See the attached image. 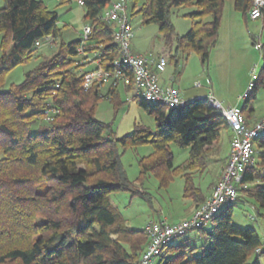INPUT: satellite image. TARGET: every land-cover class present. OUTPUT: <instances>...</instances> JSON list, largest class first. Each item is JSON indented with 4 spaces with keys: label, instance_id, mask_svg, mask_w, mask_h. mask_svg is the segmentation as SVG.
Here are the masks:
<instances>
[{
    "label": "trees",
    "instance_id": "obj_1",
    "mask_svg": "<svg viewBox=\"0 0 264 264\" xmlns=\"http://www.w3.org/2000/svg\"><path fill=\"white\" fill-rule=\"evenodd\" d=\"M111 1L82 0L85 20L93 24V49L102 55L106 68L120 55L112 24L101 18ZM225 1L131 0L129 10L132 20L137 16L144 24L159 25L167 44L172 48L176 44V62L180 53L189 52H197L205 62L219 37ZM191 3L198 6L191 13L195 21L185 35L176 38L171 10ZM252 5L253 0H234L235 9L245 18ZM0 33V87L15 66L34 57L37 41L51 35L56 44L60 38L52 55L26 72L23 82L0 90V264H134L149 237L142 227H128L108 198L121 190L142 195L128 178L119 145L127 149L151 143L154 153L139 162L141 179L152 172L166 187L173 179L172 170L176 175L187 168L206 167V150L221 139L224 129H230L229 121L207 96L172 109L135 99L155 116L156 130L136 125L131 134L115 138L111 125L96 117L102 89L83 87L84 76L76 64L81 39H63L59 15L45 0H5L0 8ZM260 50L262 65L241 107L249 124L254 122L252 100L264 86V42ZM110 101L117 110L126 103L120 88ZM49 108L57 111L47 120ZM172 143L190 147L188 162L176 170ZM254 146L257 160L246 169L243 181L249 196L264 208V187H249L264 180V132ZM184 176L185 196L199 202L198 207L207 198L188 174ZM235 203L216 213L210 228L193 229L169 243L155 264H261V238L255 229L233 222ZM192 231L208 241L201 255H196L197 247L187 237Z\"/></svg>",
    "mask_w": 264,
    "mask_h": 264
},
{
    "label": "rangeland",
    "instance_id": "obj_2",
    "mask_svg": "<svg viewBox=\"0 0 264 264\" xmlns=\"http://www.w3.org/2000/svg\"><path fill=\"white\" fill-rule=\"evenodd\" d=\"M145 1L141 0V2ZM45 2L50 10L56 11L59 15V27L63 30V39L66 42L81 39L86 23L84 5L78 0L66 2L65 0H45ZM4 5L5 0H0V8ZM197 11L198 6L195 3L172 8L169 18L175 27L176 38L185 35L191 29L195 21L191 13ZM132 21L135 24V36L131 40L132 49L144 54L164 53L168 59L172 52V58L167 64V72L178 73L176 86L181 89L186 98L193 94L211 92V95H214L213 97L225 108L245 106V99H239V96H243L249 85L255 83L254 75L259 74L262 65L261 50L255 47L254 42L255 40L264 42V32L262 33L264 17L257 20L245 18L235 9L234 0H226L216 46L205 62L197 52L180 53L176 62L173 58L176 55V44L173 48L167 44L158 24H144L141 17L137 16ZM2 40L3 33H0V56L3 54ZM59 42L60 38L56 40V44ZM56 44L41 45L31 60L15 66L9 72L0 90H8L12 84L23 82L25 73L35 68L44 57H50L57 48ZM120 90L122 100L126 103L117 110L113 102L102 98L96 117L111 125L115 138L131 134L136 125H144L155 131L157 126L155 116L148 113L135 99L126 100L127 91L122 86ZM129 95L132 93H128ZM252 105L256 115L264 114V86L258 88ZM37 130L36 127L33 128V132ZM221 137L219 141L207 148L204 169L187 168L184 174L176 175L172 170L173 179L166 187L160 185L158 178L152 172L141 179L139 162L142 158L154 153L151 143H142L127 149L119 145L121 161L128 178L138 191L142 192V195H133L130 191L121 190L108 196L112 205L122 214L126 225L130 228H140L150 220L164 219L169 223L182 221L189 201L185 196L186 176L184 175L188 174L194 180L195 186L206 193L214 187L219 172L221 176L224 165L227 163L226 150L229 146L227 129L222 131ZM170 153L174 170H176L188 162L190 147H180L172 143ZM256 185L264 187V180L251 182L249 187L254 190ZM248 189L239 188V200L233 208V222L240 227L255 229L264 246V208L256 199L249 196L251 191ZM207 228H210V225ZM187 237L197 247L196 255H201L207 250L208 241L198 231L190 232ZM254 258L255 255L252 259ZM259 261L264 264L263 257L260 256Z\"/></svg>",
    "mask_w": 264,
    "mask_h": 264
},
{
    "label": "built area",
    "instance_id": "obj_3",
    "mask_svg": "<svg viewBox=\"0 0 264 264\" xmlns=\"http://www.w3.org/2000/svg\"><path fill=\"white\" fill-rule=\"evenodd\" d=\"M78 1L82 3V0ZM130 2L131 0H112L103 10L101 18L112 24L115 41L120 47V55L108 68L102 64V55L93 49L94 44L91 41L93 24L86 21L81 34V43L77 49L76 61L79 71L84 76V89L89 90L94 85H99L102 89V97L111 100L113 91L122 86L127 91L128 101L141 99L169 109L184 107L189 100L183 96L181 90L173 85L162 86L159 82V74L165 71L168 64L167 55L135 53L132 50L131 40L135 36V24L129 10ZM263 9L264 0H253L249 17L252 20L263 17ZM36 44L38 47L44 44L52 46L54 38L48 35ZM255 47L261 49L262 42H256ZM256 77L257 75H254V78ZM253 85L254 83H251L239 99L246 100L253 90ZM128 93L132 95L128 96ZM209 98L213 106L229 121L232 131L231 146L224 171L210 196L195 209L191 217L175 223L150 220L143 225L142 228L148 234L149 242L134 264H155L169 243L185 236L193 229L209 225L216 213L238 200L239 188H247V184L243 181L244 174L256 161L254 142L264 132V117L249 124L240 106L225 108L212 95ZM56 111L54 108L47 109L46 119L50 120L51 115Z\"/></svg>",
    "mask_w": 264,
    "mask_h": 264
},
{
    "label": "crops",
    "instance_id": "obj_4",
    "mask_svg": "<svg viewBox=\"0 0 264 264\" xmlns=\"http://www.w3.org/2000/svg\"><path fill=\"white\" fill-rule=\"evenodd\" d=\"M133 50V49H132ZM135 53H142V52H140V51H137V50H133ZM144 54V53H143ZM179 76H180V74H179ZM178 78V73L177 72H167V67H166V69H165V71L164 72H162V73H160L159 74V82H160V84L162 85V86H169V85H173V86H175V87H177V88H179L178 86H176V79ZM181 90V89H180ZM183 93V92H182ZM209 94V95H208ZM208 94H206V93H199V94H193V95H190V97H188V98H186L185 96H184V94H183V96L186 98V99H188V100H193V99H196V98H200V97H209L212 93L211 92H209ZM212 96H214V95H212ZM264 114H262V115H256L255 114V112L253 113V116H252V118H251V122L252 121H255L257 118H260V117H262ZM228 130V133H229V146H228V148H227V150H226V154H227V157H228V153H229V151H230V146H231V140H232V131H231V129H227ZM222 138V137H221ZM226 162H227V158H226ZM226 165V164H225ZM225 165H224V167H225ZM223 167V168H224ZM220 178V172H219V176H218V178H217V180ZM217 180L215 181V182H217ZM212 189H213V187L211 188V190L210 191H208L207 193L205 192V191H203L202 189V192H203V194L205 195V198H208L209 196H210V194H211V191H212ZM189 199V201H188V203H187V207H186V212H185V215L182 217V219L181 220H184V219H187V218H189L192 214H193V212L195 211V209L197 208V205H198V203L199 202H197L194 198H188ZM160 220H164V219H160ZM178 221H180V220H178ZM177 222V221H176ZM172 223H174V222H172Z\"/></svg>",
    "mask_w": 264,
    "mask_h": 264
}]
</instances>
